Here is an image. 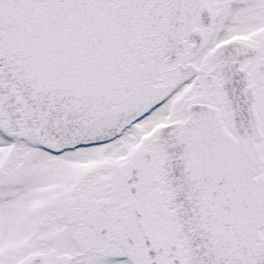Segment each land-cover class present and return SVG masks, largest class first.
I'll return each mask as SVG.
<instances>
[{"label":"snow or ice","instance_id":"1","mask_svg":"<svg viewBox=\"0 0 264 264\" xmlns=\"http://www.w3.org/2000/svg\"><path fill=\"white\" fill-rule=\"evenodd\" d=\"M0 264H264V0H0Z\"/></svg>","mask_w":264,"mask_h":264}]
</instances>
